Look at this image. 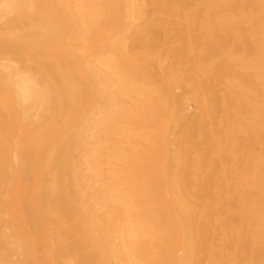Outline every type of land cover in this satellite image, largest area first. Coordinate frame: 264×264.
Returning <instances> with one entry per match:
<instances>
[{"label": "bare ground", "instance_id": "obj_1", "mask_svg": "<svg viewBox=\"0 0 264 264\" xmlns=\"http://www.w3.org/2000/svg\"><path fill=\"white\" fill-rule=\"evenodd\" d=\"M0 264H264V0H0Z\"/></svg>", "mask_w": 264, "mask_h": 264}, {"label": "rangeland", "instance_id": "obj_2", "mask_svg": "<svg viewBox=\"0 0 264 264\" xmlns=\"http://www.w3.org/2000/svg\"><path fill=\"white\" fill-rule=\"evenodd\" d=\"M219 16H220L219 13H216V15H214L215 19H216V20L218 19V20H217V23L220 22V21H219V20H220V19H219ZM226 26H227V25H226ZM218 28H219V30H220V26H217V29H218ZM222 32H223V31H222Z\"/></svg>", "mask_w": 264, "mask_h": 264}]
</instances>
